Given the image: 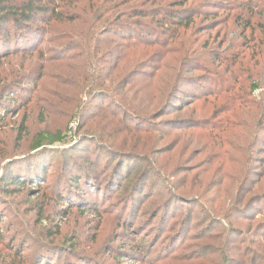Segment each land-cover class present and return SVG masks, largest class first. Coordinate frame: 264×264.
Segmentation results:
<instances>
[{
  "label": "rangeland",
  "instance_id": "obj_1",
  "mask_svg": "<svg viewBox=\"0 0 264 264\" xmlns=\"http://www.w3.org/2000/svg\"><path fill=\"white\" fill-rule=\"evenodd\" d=\"M198 1L188 28L125 41L99 35L78 0L79 20L0 61V105L16 97L0 112V182L43 159L39 134L76 122V158L101 190L78 198L51 158L41 183L0 193L8 241L72 247L83 264H264V0ZM172 95L185 100L166 107Z\"/></svg>",
  "mask_w": 264,
  "mask_h": 264
},
{
  "label": "trees",
  "instance_id": "obj_2",
  "mask_svg": "<svg viewBox=\"0 0 264 264\" xmlns=\"http://www.w3.org/2000/svg\"><path fill=\"white\" fill-rule=\"evenodd\" d=\"M193 1L195 0H87L81 11L89 14L85 13L87 21L89 23L92 21V26L99 28V35L120 36L121 33H124L126 34L125 41H135L139 39L142 32H145L144 35H148V38L149 36L156 38L158 34H165L167 29H171V27L174 29L188 28L193 24L194 16L202 14V9L193 6ZM217 1L220 0H200L198 2L202 8L213 9L217 8ZM77 2L78 0H0V61L14 55L33 52L48 33L47 26L50 22L79 20L78 13L80 12L76 13L72 7ZM261 11L264 14V8ZM250 27L251 24L248 23L246 28ZM121 56L122 52L116 53L112 59H119ZM192 79L193 77L185 78L190 82ZM195 79L196 77H194ZM1 91H4L3 86L0 87ZM99 92V94H103V91L99 90ZM183 100L185 99L181 96L172 95V99L166 107L176 108L178 107L176 104ZM2 101L5 102L6 106L0 105V112L3 114L13 112L16 97L12 89H8V92L1 98ZM1 118L2 115H0V121ZM72 130L68 129L67 137L61 136L59 133L55 135L39 134L34 143V150H37L38 153L42 152L41 158L43 159L34 162L26 175L21 174L19 168L8 175H4L0 182V193H7L9 186L23 188L26 184L32 186L41 183L48 171L45 168L48 166L50 168L48 162L51 158L59 160V167L64 175V185L67 189H72L78 198L84 199L90 192L96 195L100 193V187L91 181L93 176L90 173L93 170L92 163L88 164L81 161L85 159L76 158L77 154L82 153L77 148L84 140H77L76 134ZM69 135L75 137V139L69 140L70 145H72L71 149L51 148L54 144H63L65 140L68 141ZM90 182L93 184L90 185ZM31 186L29 188H32ZM102 191L104 193V190ZM70 202L67 199L66 203ZM5 218L6 216L0 210V264H18L21 259L24 261L21 264H25L23 253L28 241L33 240L35 249L31 253L30 264H73L72 260L82 263L83 259L72 247L70 249L59 248L41 238L15 240L16 237H11L8 241L6 235L12 229L1 227ZM3 251L7 253L3 254ZM124 258L129 257L125 256ZM227 261L228 258L225 257V262Z\"/></svg>",
  "mask_w": 264,
  "mask_h": 264
},
{
  "label": "built area",
  "instance_id": "obj_3",
  "mask_svg": "<svg viewBox=\"0 0 264 264\" xmlns=\"http://www.w3.org/2000/svg\"><path fill=\"white\" fill-rule=\"evenodd\" d=\"M77 126V124H76V122H73V123H71V125H70V130H72L73 128H75ZM73 139H75V137L74 136H72V135H69L68 136V141L70 140H73Z\"/></svg>",
  "mask_w": 264,
  "mask_h": 264
}]
</instances>
